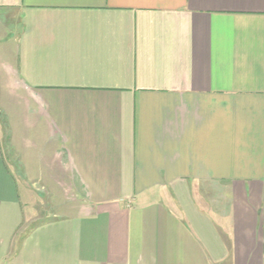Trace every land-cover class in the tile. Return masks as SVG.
I'll return each instance as SVG.
<instances>
[{
	"label": "crops",
	"instance_id": "1",
	"mask_svg": "<svg viewBox=\"0 0 264 264\" xmlns=\"http://www.w3.org/2000/svg\"><path fill=\"white\" fill-rule=\"evenodd\" d=\"M0 264H264V0H0Z\"/></svg>",
	"mask_w": 264,
	"mask_h": 264
}]
</instances>
